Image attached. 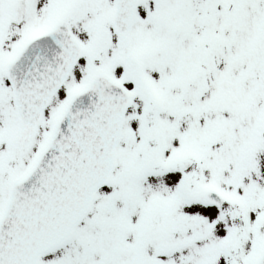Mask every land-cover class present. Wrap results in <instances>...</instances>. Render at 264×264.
I'll list each match as a JSON object with an SVG mask.
<instances>
[{"label":"snow or ice","instance_id":"obj_1","mask_svg":"<svg viewBox=\"0 0 264 264\" xmlns=\"http://www.w3.org/2000/svg\"><path fill=\"white\" fill-rule=\"evenodd\" d=\"M0 264H264V0H0Z\"/></svg>","mask_w":264,"mask_h":264}]
</instances>
